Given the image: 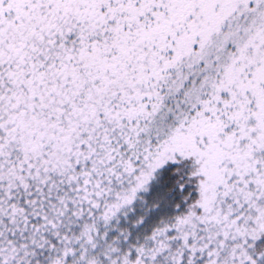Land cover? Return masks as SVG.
<instances>
[{
    "label": "snow or ice",
    "instance_id": "obj_1",
    "mask_svg": "<svg viewBox=\"0 0 264 264\" xmlns=\"http://www.w3.org/2000/svg\"><path fill=\"white\" fill-rule=\"evenodd\" d=\"M0 264H264V0H0Z\"/></svg>",
    "mask_w": 264,
    "mask_h": 264
}]
</instances>
